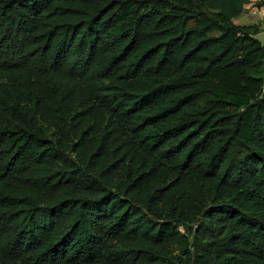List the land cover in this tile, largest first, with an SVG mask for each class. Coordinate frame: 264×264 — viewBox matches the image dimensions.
<instances>
[{"label": "trees", "instance_id": "1", "mask_svg": "<svg viewBox=\"0 0 264 264\" xmlns=\"http://www.w3.org/2000/svg\"><path fill=\"white\" fill-rule=\"evenodd\" d=\"M248 1L0 0V264H264Z\"/></svg>", "mask_w": 264, "mask_h": 264}, {"label": "rangeland", "instance_id": "2", "mask_svg": "<svg viewBox=\"0 0 264 264\" xmlns=\"http://www.w3.org/2000/svg\"><path fill=\"white\" fill-rule=\"evenodd\" d=\"M259 0H249L245 5L243 11L234 18L237 23H256L260 27V31L255 36L264 43V4H259ZM196 223H188L186 232L189 236V240L193 241V231L196 229ZM180 230L185 231L184 227L180 226ZM197 252V253H196ZM195 255L201 256L203 253L201 250H193ZM190 264H200L196 262H190Z\"/></svg>", "mask_w": 264, "mask_h": 264}]
</instances>
